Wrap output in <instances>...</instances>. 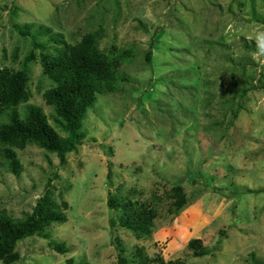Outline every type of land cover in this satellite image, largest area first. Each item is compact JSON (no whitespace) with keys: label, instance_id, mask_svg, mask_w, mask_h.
<instances>
[{"label":"rangeland","instance_id":"374dc122","mask_svg":"<svg viewBox=\"0 0 264 264\" xmlns=\"http://www.w3.org/2000/svg\"><path fill=\"white\" fill-rule=\"evenodd\" d=\"M94 30L105 53L133 47L135 56L119 69L126 79L88 108L82 144L64 163L35 144L14 148L18 175L0 160V210L20 218L46 188L67 203L47 237L17 243L14 264H118L117 239L130 259L140 247L184 264H264V0H0V69L35 56L18 109L40 106L63 136L32 41L52 51L51 37L74 45ZM177 185L187 202L175 214ZM109 195L156 208L152 235L113 226L121 212ZM191 239L210 253L194 257Z\"/></svg>","mask_w":264,"mask_h":264},{"label":"trees","instance_id":"16d2710c","mask_svg":"<svg viewBox=\"0 0 264 264\" xmlns=\"http://www.w3.org/2000/svg\"><path fill=\"white\" fill-rule=\"evenodd\" d=\"M47 32V28L38 31L39 34ZM22 34L26 35V32ZM99 37L100 32L94 30L84 34L72 45L61 35H55L48 40L56 43L52 51L48 50V45L36 42L35 37L32 41V47L40 50L43 74L52 83L44 92L45 102L53 107L54 122L65 136L50 124L40 106L26 103L23 112L18 109V106L27 102L30 97L27 67L28 62L35 56L30 53L24 57L20 69L12 70L8 67L0 69V160L7 162L12 173L18 175L21 169L14 148L23 149L28 144H35L39 148L55 153L60 163H64L66 155L77 150L78 145L82 144L85 137L81 130L82 120L96 96L113 91L119 80L126 79L119 69L125 61L135 56L133 47L118 49L112 46L105 53L98 46ZM146 59L150 62L149 52ZM250 89H259V86L253 84L250 85ZM109 152L112 154L111 148ZM171 192L174 197L171 210L177 214L187 202L186 194L180 185L173 187ZM107 206L121 212L117 223L111 221L113 226L117 224L131 230L137 238L152 235L158 211L151 204L109 195ZM66 209L67 203L63 201L59 205L52 198L50 189L46 188L36 200L31 212H25L20 218L11 216L4 209L0 210V261L3 264H14L20 258L16 250L17 243L33 234L47 237L48 234L45 232L47 227L52 223L66 221L64 213ZM50 245L58 253L68 251L63 242L52 241ZM116 246L118 264H184L180 259L165 261L160 256H149L140 247H136L132 259L126 258L125 249L118 239ZM188 246L193 249L194 257L204 256L211 251L202 247L198 239L189 240ZM66 263L72 264V261L68 260Z\"/></svg>","mask_w":264,"mask_h":264}]
</instances>
